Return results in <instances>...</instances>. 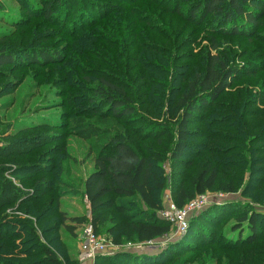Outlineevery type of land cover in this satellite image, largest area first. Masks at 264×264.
Wrapping results in <instances>:
<instances>
[{"label":"rangeland","instance_id":"obj_1","mask_svg":"<svg viewBox=\"0 0 264 264\" xmlns=\"http://www.w3.org/2000/svg\"><path fill=\"white\" fill-rule=\"evenodd\" d=\"M41 1L0 0V38L4 34L20 35L21 38L26 32L33 34L30 45L23 47L21 38L12 45L15 47L14 57L20 62L15 68L5 67L7 76L1 83L11 82L15 86L9 91L0 86V95L3 94L0 97V239L6 234L10 237L20 233L14 238V244L7 247L9 250L1 252L0 249V264H14L19 257L25 259L27 254L21 250L22 240L29 238L27 228L30 226H34L44 243L56 250L64 264H95L98 263L96 259L84 258L81 248L86 239L85 229L92 226V210L84 185L87 177L96 170L94 146L108 143L115 133L127 136L136 144L138 135H143L137 145L140 150L144 148L147 143L144 137L151 130L150 124L164 120L151 116L149 111L166 113L177 96L185 91L194 74L204 72L207 54L216 53L210 38L214 35V21L209 16L203 20L200 18L202 22L188 23L186 19L167 12V5L160 4L162 0H153L154 3L141 0L140 4H150L149 8L144 10L139 8L140 4L132 5L140 18L149 20L150 16L153 17L152 34L156 38L144 44L147 49H143L141 45L136 46L140 41L135 34L137 31L124 18L122 7L126 4L123 0H92L90 10L87 3L78 0L77 5L73 0L68 4V10L66 7L57 8L58 16L54 20H46L42 15ZM167 1L170 5L174 3V0ZM29 12H33L28 14L30 19ZM98 14L106 18L97 20ZM261 23L257 31L259 39L220 38L222 47L229 48L234 55L233 61L240 70L238 80L217 99L219 105L213 112L197 115L191 125L193 129L203 128V119L207 118L217 121L219 129H229L232 133L229 137L218 132L215 134L228 139L225 146L233 149L234 163H242L246 157L243 162L251 164L254 172L243 176L237 192L214 189L204 194L208 203L189 215L190 218L197 217L194 220L197 225L184 237L189 238V246L180 253L176 264H185L186 260L187 264H264V151H257L260 147L264 149V130L258 135L252 129L246 148L241 142L244 137L239 140L241 134L233 131L238 124L249 126L253 119H236L235 108L240 111L242 107L251 115L264 110V18ZM170 37L174 40L172 48L165 40ZM165 46L173 53L164 52ZM44 51L68 55L62 62L61 71L58 70L61 62L39 65L27 61L26 55ZM134 55L139 57L137 62L132 61ZM118 66L125 73L133 69L131 77L143 73L151 78L156 91V94L143 98L147 83L134 85L138 113L124 118L122 126L125 128L121 130L109 127L104 120L110 115L106 104L89 101L94 93L92 84L97 83L99 77L125 83L124 74L117 71ZM247 71L251 73L247 74ZM146 101L151 107L143 106ZM261 124L264 127V122ZM207 127L210 131L215 130L211 125ZM219 129L217 131L221 132ZM245 129L250 131L247 127ZM193 139L201 142L206 138L195 136ZM249 148L256 152L250 154ZM189 155L182 159L189 158ZM206 157L198 159L199 168ZM160 165L167 183L191 170L181 163L173 165L169 159ZM46 170H52L47 178L54 192L43 197L32 188ZM247 185L252 188L250 192L245 191ZM172 199L171 189L166 187L161 191L159 205L164 209ZM116 201L130 209H139L140 213H149L138 197H117ZM225 209L231 213L217 222ZM255 211L261 215L257 230L260 235L254 242L249 241L251 232L246 229L241 232L243 240L239 241V234L232 231L236 215ZM71 217L84 221L74 234L65 226L71 223ZM208 220L215 222L209 223ZM111 225L112 222H107L96 233L102 241H113L108 232ZM184 234L174 227L165 238L151 242L125 241L120 246L121 250L136 255L155 254Z\"/></svg>","mask_w":264,"mask_h":264},{"label":"trees","instance_id":"obj_2","mask_svg":"<svg viewBox=\"0 0 264 264\" xmlns=\"http://www.w3.org/2000/svg\"><path fill=\"white\" fill-rule=\"evenodd\" d=\"M73 0H42L41 13L46 20H54L58 16L57 8L66 10L70 8L68 4ZM76 0V4H77ZM82 3L89 5L92 0H80ZM94 1V0H93ZM126 6L122 7L125 11L124 18L127 22H131L132 26L137 31V38L140 40L136 46L141 45L143 49H147L144 44L154 41L156 38L152 34V19L147 20L140 18L136 7L132 4H140L141 0H123ZM151 3H154L152 0ZM161 5H167V12L177 15L181 19H186L190 22H202L203 19L210 16L209 19L214 21L211 38L212 48L216 53L209 52L206 57V66L203 73H195L194 76L187 82L184 92L180 93L175 102L166 113L149 114L157 119L163 118V121L157 120L150 124L151 130L146 139L144 148L138 146L141 137L138 135L137 144L134 140H130L125 135L113 134L110 136L108 143L104 145H95L93 152L95 154L96 170L93 171L85 181V196L87 197L92 210V226L96 233L107 222H112L108 228L109 234L112 236L114 244H122L125 241L136 242H151L157 239L167 237L173 230V225L164 219L160 211L163 209L161 203V191L169 187L172 192V200L180 208L193 201L197 195H203L208 190L218 189L229 193L237 192L242 183L243 176L247 173L254 172L251 164L246 165L242 159V163L233 162V149H229L225 145L229 142L228 139L222 138L215 134L218 132L224 136H228L229 129H219V123L207 118L203 119V128L193 129L191 126L197 115H204L208 112H213L217 99L223 96L229 88H232L239 76V68L235 65L234 55L229 51V48L222 47L220 38L223 37H250L259 39L257 34L258 28L262 25L261 20L264 18V0H174L170 5L167 0H162ZM78 5V4H77ZM139 8L147 9L150 4H140ZM133 9V10H132ZM138 9V8H137ZM0 10L2 5L0 4ZM28 12V11H27ZM33 12L27 13L29 15ZM83 15V13H82ZM105 15L98 14L97 20L105 19ZM202 20H201V19ZM68 22V21H67ZM64 22H62L63 24ZM66 26V24H65ZM95 26V25H93ZM215 26V27H214ZM21 36L12 34H4L0 38V86H3L5 91L11 90L15 85L11 82L1 83L6 78V68H15L19 64L14 57L12 45L16 43V39ZM171 39H165L172 48ZM21 45L23 47L30 45L33 39L32 32H26L22 35ZM174 44V43H173ZM174 46V45H173ZM164 52L169 54L173 50L168 46L164 47ZM169 48V49H167ZM139 49H141L139 47ZM138 51H136L137 53ZM157 52V51H156ZM110 56H113L111 51H108ZM68 57L67 54L59 51L40 52L33 55H26L27 61L32 64L49 65L61 62L58 65V70L61 71L64 62ZM139 57L134 55L132 61L137 62ZM112 61L114 59H111ZM109 60L107 64L111 61ZM63 62V63H62ZM66 65V64H65ZM112 66V65H111ZM134 68V67H133ZM117 71L124 74L123 82L114 81L106 77H99L97 83L92 84L93 95L89 99L90 102H103L107 105L110 115L104 120H107L109 127H116L119 130L125 128L122 126V120L134 116L138 113V103L135 93L133 92L136 83L145 82L143 98L148 95L156 94L151 78L146 75L136 74L131 77V72L125 73L121 67H117ZM251 73L250 71L246 72ZM128 77L132 78L131 80ZM148 85L151 86L148 89ZM3 94L0 95V97ZM89 98V97H88ZM151 107L150 102L146 101L143 106ZM152 110V109H151ZM229 111V109H228ZM238 118L252 117L249 126L238 124L236 134H241L242 145L246 148L245 143L249 138L251 130L261 134L264 130L262 122H264V110H259L251 115L246 112V109L241 107L240 111L233 110ZM224 114V113H223ZM97 121L99 118H96ZM213 121V122H212ZM212 122V123H211ZM207 124V125H206ZM211 125L215 130H211L206 126ZM245 127L250 131L248 132ZM258 128H260L258 132ZM220 130L221 132L217 131ZM129 132V131H127ZM195 136L206 138L204 141H194ZM238 140V141H239ZM198 150V151H197ZM250 154L256 152L255 149L249 148ZM257 151L263 153L264 149L260 147ZM187 154L191 156L187 159H182ZM193 154V155H192ZM205 162L201 168L199 163L202 157ZM169 159L172 164H184L187 169H191L189 173H182L176 179H172L167 183L163 177V170L160 163ZM52 170H46L42 173V177H38L32 189H36L40 196H47L54 192L52 183L48 181L47 175H51ZM51 182L52 178L50 176ZM252 188L247 185L245 191L250 192ZM117 197H138L143 202L144 210L149 213L139 212V209H130L124 203L116 201ZM33 200V199H32ZM37 199H34L35 201ZM31 202V201H29ZM143 209V208H142ZM228 210H231L227 208ZM227 209L223 210L217 222L223 220L231 213ZM112 211V214H109ZM32 213H36L32 212ZM41 216V215H40ZM191 216V215H190ZM259 213H238L236 222L232 226L233 233L239 234V241L243 240L241 232L249 229L250 240L254 242L260 235L259 229ZM64 217V216H63ZM197 217H189V226L184 236L169 242L167 246L158 250L155 254L136 255L126 250H118L114 254H98L96 260L99 264H176L180 253L189 246L188 239L184 238L188 231L196 228L194 223ZM40 219V218H39ZM71 223L65 224L67 230L74 234L77 226H82L84 221L77 217L70 218ZM213 223L215 221L208 220ZM33 225V224H32ZM28 237L22 240V252H26V257H19V260L13 261L14 264H64L56 250L50 245L44 243L40 234L35 230L34 226L28 229ZM20 236V233L8 237V234L0 239L1 252L9 250L8 246L14 244L15 239ZM184 238V239H183ZM241 238V239H240ZM1 240H3L1 242ZM189 248V247H188ZM126 251V252H125ZM185 261V260H184ZM97 262L95 264H98ZM187 264L186 262H184Z\"/></svg>","mask_w":264,"mask_h":264},{"label":"built area","instance_id":"obj_3","mask_svg":"<svg viewBox=\"0 0 264 264\" xmlns=\"http://www.w3.org/2000/svg\"><path fill=\"white\" fill-rule=\"evenodd\" d=\"M207 197L198 195L193 201L180 208L171 200L168 207L160 211L161 216L169 221L177 232L184 233L189 226V215L201 210L208 203ZM85 241L82 244V252L85 259L94 260L98 254L115 253L121 249L120 245L114 244L112 241H102L96 234L93 226L85 229Z\"/></svg>","mask_w":264,"mask_h":264}]
</instances>
